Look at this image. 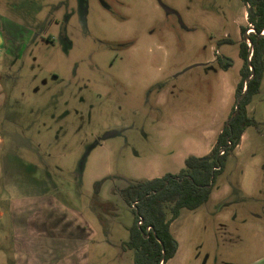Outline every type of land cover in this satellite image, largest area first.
I'll return each instance as SVG.
<instances>
[{
  "label": "rangeland",
  "instance_id": "obj_1",
  "mask_svg": "<svg viewBox=\"0 0 264 264\" xmlns=\"http://www.w3.org/2000/svg\"><path fill=\"white\" fill-rule=\"evenodd\" d=\"M246 11L240 0H0V209L57 199L95 227L94 264H134L122 193L211 152L242 80ZM246 109L256 126L208 202L172 222L166 264H264V77ZM7 232L5 216L0 251L19 264Z\"/></svg>",
  "mask_w": 264,
  "mask_h": 264
},
{
  "label": "trees",
  "instance_id": "obj_2",
  "mask_svg": "<svg viewBox=\"0 0 264 264\" xmlns=\"http://www.w3.org/2000/svg\"><path fill=\"white\" fill-rule=\"evenodd\" d=\"M247 6V20L254 32L249 35L252 52L246 41L240 43V57L243 59L242 80L236 89V100L244 92L245 81L249 80L238 110L223 127L211 152L204 157L189 156L185 168L178 174L130 183L122 196L131 208L134 224L130 237L124 246L134 253V264H166L178 249V243L170 226L182 209L195 211L208 202L214 190L217 176L222 172L230 152L239 145L249 127L256 126L247 113V106L259 93L264 77V0H240ZM247 28H242L243 35ZM229 39L219 43L228 44ZM224 150V154L220 152ZM141 222L139 225L138 223Z\"/></svg>",
  "mask_w": 264,
  "mask_h": 264
},
{
  "label": "crops",
  "instance_id": "obj_3",
  "mask_svg": "<svg viewBox=\"0 0 264 264\" xmlns=\"http://www.w3.org/2000/svg\"><path fill=\"white\" fill-rule=\"evenodd\" d=\"M8 207L0 209L10 225L1 240L12 242L19 264H94L97 231L83 212L51 197L12 198ZM7 262L0 251V264Z\"/></svg>",
  "mask_w": 264,
  "mask_h": 264
},
{
  "label": "water",
  "instance_id": "obj_4",
  "mask_svg": "<svg viewBox=\"0 0 264 264\" xmlns=\"http://www.w3.org/2000/svg\"><path fill=\"white\" fill-rule=\"evenodd\" d=\"M253 31L254 32V29H253V27L252 28H250L249 30H247L246 32H245V41L247 42H249V48H250V55H249V61H250V56H251V52H252V43H251V41H250V39H249V36H248V31ZM250 70H251V73H250V76L249 77H247V79H246V81H245V89H244V92L237 98V100H236V104H235V112L238 110V108H239V104H240V101H241V99H242V97H243V95L245 94V92H246V90H247V88H248V83H249V80L251 79V77L253 76V74H254V70H253V68L250 66ZM234 116V114L231 116V118ZM142 221H140V223H141ZM140 225V224H139ZM160 264H162V263H160Z\"/></svg>",
  "mask_w": 264,
  "mask_h": 264
},
{
  "label": "flooded vegetation",
  "instance_id": "obj_5",
  "mask_svg": "<svg viewBox=\"0 0 264 264\" xmlns=\"http://www.w3.org/2000/svg\"><path fill=\"white\" fill-rule=\"evenodd\" d=\"M166 13H173L170 9L163 7ZM7 36H5V39ZM3 44V41L1 40V45ZM2 143V139L0 140V144ZM101 142H97L96 145H99Z\"/></svg>",
  "mask_w": 264,
  "mask_h": 264
},
{
  "label": "built area",
  "instance_id": "obj_6",
  "mask_svg": "<svg viewBox=\"0 0 264 264\" xmlns=\"http://www.w3.org/2000/svg\"><path fill=\"white\" fill-rule=\"evenodd\" d=\"M223 154H224V150H222V151L220 152V155H223ZM138 224H141V223L139 222Z\"/></svg>",
  "mask_w": 264,
  "mask_h": 264
}]
</instances>
